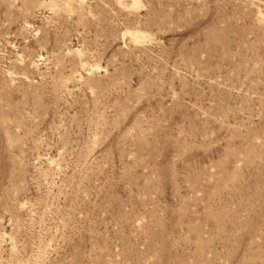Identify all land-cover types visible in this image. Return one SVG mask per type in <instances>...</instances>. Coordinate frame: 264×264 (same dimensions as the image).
<instances>
[{
    "label": "rangeland",
    "instance_id": "1",
    "mask_svg": "<svg viewBox=\"0 0 264 264\" xmlns=\"http://www.w3.org/2000/svg\"><path fill=\"white\" fill-rule=\"evenodd\" d=\"M0 264H264V0H0Z\"/></svg>",
    "mask_w": 264,
    "mask_h": 264
},
{
    "label": "bare ground",
    "instance_id": "2",
    "mask_svg": "<svg viewBox=\"0 0 264 264\" xmlns=\"http://www.w3.org/2000/svg\"><path fill=\"white\" fill-rule=\"evenodd\" d=\"M215 192V191H214ZM217 193V192H216ZM219 201H220V199H219ZM224 212V211H223ZM253 214V213H252Z\"/></svg>",
    "mask_w": 264,
    "mask_h": 264
}]
</instances>
